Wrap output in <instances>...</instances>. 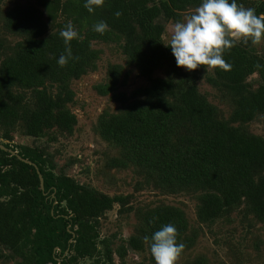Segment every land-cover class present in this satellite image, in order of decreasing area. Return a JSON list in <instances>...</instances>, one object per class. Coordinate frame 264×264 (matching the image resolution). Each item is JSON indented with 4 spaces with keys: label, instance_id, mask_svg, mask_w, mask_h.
<instances>
[{
    "label": "trees",
    "instance_id": "obj_1",
    "mask_svg": "<svg viewBox=\"0 0 264 264\" xmlns=\"http://www.w3.org/2000/svg\"><path fill=\"white\" fill-rule=\"evenodd\" d=\"M85 2L36 0L37 7H15L4 20L6 30L23 39L0 62V139L35 164L43 190L34 166L0 149V259L80 264L103 258L105 264H115L116 255L119 264H126L128 250L143 251L146 245L156 263L150 239L169 223L178 229L177 243L191 245L184 212L163 206L146 210L136 235L112 250L109 239L99 240L100 219L114 204L123 206L127 196H109L56 173L52 160L38 147L12 145L19 126L32 138L54 140L73 134L77 118L69 108L75 98L71 83L97 69L100 51L93 48L94 42L121 44L126 64L138 68L150 82L127 96L117 91L121 67L110 65L105 81L94 86L99 95H110L122 107L116 114L104 111L96 125L99 137L119 151L111 164L142 171L168 193L199 192L200 223L215 222L240 202L264 222V139L240 127L264 116V59L237 43L224 54L232 70L212 69L207 82L226 88L236 99L230 119L222 120L217 108L198 92L194 77L177 67L162 38L161 19L178 21L180 12L202 0H105L93 13L84 8ZM237 3L254 8L257 15L264 13V0ZM117 11L122 12L119 18ZM99 21L109 26L103 35L93 30ZM68 22L78 32L70 46L79 59L61 67L57 61L66 52L60 32ZM162 63L169 66L171 76L153 79L151 74ZM203 70L201 66L193 73ZM254 74L257 87L252 89L247 78ZM190 264L208 263L199 257Z\"/></svg>",
    "mask_w": 264,
    "mask_h": 264
},
{
    "label": "rangeland",
    "instance_id": "obj_2",
    "mask_svg": "<svg viewBox=\"0 0 264 264\" xmlns=\"http://www.w3.org/2000/svg\"><path fill=\"white\" fill-rule=\"evenodd\" d=\"M158 3L160 0H152ZM35 6L36 0H0V62L10 55L13 47L23 38L8 32L5 28V17L15 7ZM198 6H189L179 13L178 21L161 19L165 26L163 43L168 44L173 26L183 22ZM160 21V20H159ZM264 59V42L253 45L239 42ZM93 48L100 51L97 69L88 72L71 83L75 93L74 102L69 105L77 118V125L70 136H58L51 140L50 136L32 138L25 136L19 126L13 133V146L38 147L52 160L56 173H64L80 184L92 187L109 196H127L123 206L114 204L100 219L99 240L109 239L110 247L115 250L131 236L141 222L146 210L156 207L171 206L181 209L188 221L187 238L191 245L184 248L177 264H190L196 258H204L208 264H264V222L258 220L249 210L245 202H240L225 216L210 224L197 220L199 192L182 191L168 193L157 188L142 171L134 167L118 168L111 164L113 158L119 157L118 149L105 142L96 132L99 116L107 111L119 113L121 105L112 100L110 95H99L94 86L105 81L110 65L121 67L117 91L127 96L134 90L149 85L147 78L142 77L138 68L128 66L122 52L121 44L94 42ZM163 65V63H162ZM187 77H194L198 92L204 95L209 103L218 110V118L229 120L236 107L234 95L224 87H214L207 82L212 69L193 73L182 69ZM171 76L168 65L155 70L151 77L167 78ZM252 89L257 87V74L247 78ZM29 94V93H28ZM34 100L32 103L34 105ZM238 126V124H233ZM248 134L264 139V116L258 115L251 122L240 125ZM99 250L102 251L101 244ZM9 256V252L1 251ZM85 259L80 264H105L101 258ZM115 264L119 258L113 255ZM124 262L126 264H156L150 259L146 245L143 251L128 250ZM0 264H17V259L1 258Z\"/></svg>",
    "mask_w": 264,
    "mask_h": 264
},
{
    "label": "clouds",
    "instance_id": "obj_3",
    "mask_svg": "<svg viewBox=\"0 0 264 264\" xmlns=\"http://www.w3.org/2000/svg\"><path fill=\"white\" fill-rule=\"evenodd\" d=\"M105 0H86L84 8L93 13L102 7ZM122 12L115 13L119 18ZM109 29L104 21H99L93 30L101 35ZM60 36L65 45V54H61L57 63L64 67L73 57L70 43L78 39V32L71 22L61 30ZM259 45L264 42V13L257 15L254 8L238 4L237 0H202V3L183 22L173 26L170 46L177 67L195 71L219 68L231 71L232 65L224 59V54L237 43ZM256 68L262 67L260 64ZM178 229L171 223L156 231L150 239V251L156 264H177L185 245L177 243ZM145 241H149L145 237Z\"/></svg>",
    "mask_w": 264,
    "mask_h": 264
},
{
    "label": "water",
    "instance_id": "obj_4",
    "mask_svg": "<svg viewBox=\"0 0 264 264\" xmlns=\"http://www.w3.org/2000/svg\"><path fill=\"white\" fill-rule=\"evenodd\" d=\"M7 143H8V141H4V140L0 139V149L5 151V152H9L12 156H16L20 161H22L28 165L34 166V168H36V172L38 174V178H39V182H40V188H41V190H43V178H42V175L40 174V172L38 171L37 167L35 166V164L32 163L31 161L27 160V159L22 158L21 156H19L17 154L16 151L12 150L11 148H7L5 146V144H7Z\"/></svg>",
    "mask_w": 264,
    "mask_h": 264
}]
</instances>
